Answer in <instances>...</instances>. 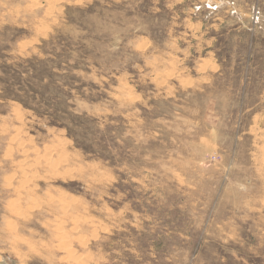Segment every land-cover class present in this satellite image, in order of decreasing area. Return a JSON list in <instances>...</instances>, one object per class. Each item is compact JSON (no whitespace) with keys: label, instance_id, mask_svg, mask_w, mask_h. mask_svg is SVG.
<instances>
[{"label":"rangeland","instance_id":"obj_1","mask_svg":"<svg viewBox=\"0 0 264 264\" xmlns=\"http://www.w3.org/2000/svg\"><path fill=\"white\" fill-rule=\"evenodd\" d=\"M0 264H264V0H0Z\"/></svg>","mask_w":264,"mask_h":264},{"label":"trees","instance_id":"obj_2","mask_svg":"<svg viewBox=\"0 0 264 264\" xmlns=\"http://www.w3.org/2000/svg\"><path fill=\"white\" fill-rule=\"evenodd\" d=\"M55 92L57 93V94H62L63 92H62V87L61 86H58L57 87V89H55ZM34 94H35V92H34ZM54 94V93H53ZM37 95V94H36ZM48 95H50L49 93L47 94V96ZM55 95V94H54ZM39 96V95H38ZM42 99H45V96L44 97H41ZM38 100H40V97H39V99H34V97H28L25 101H26V105H31L32 104V102H38ZM41 102V101H40ZM59 108H56V112L55 113H53V115H51L53 118H52V120H53V122H57L59 119L58 118H60V116L58 115L59 113Z\"/></svg>","mask_w":264,"mask_h":264},{"label":"bare ground","instance_id":"obj_3","mask_svg":"<svg viewBox=\"0 0 264 264\" xmlns=\"http://www.w3.org/2000/svg\"><path fill=\"white\" fill-rule=\"evenodd\" d=\"M63 203V202H62Z\"/></svg>","mask_w":264,"mask_h":264}]
</instances>
